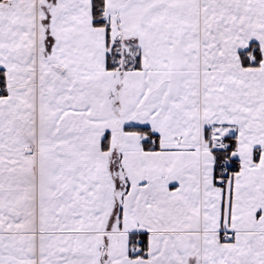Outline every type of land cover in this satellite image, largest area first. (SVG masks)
Instances as JSON below:
<instances>
[{
    "label": "snow or ice",
    "instance_id": "1",
    "mask_svg": "<svg viewBox=\"0 0 264 264\" xmlns=\"http://www.w3.org/2000/svg\"><path fill=\"white\" fill-rule=\"evenodd\" d=\"M0 264H264V0H0Z\"/></svg>",
    "mask_w": 264,
    "mask_h": 264
}]
</instances>
